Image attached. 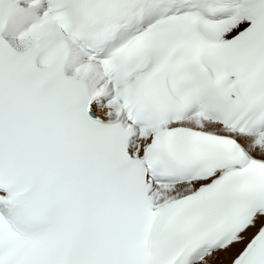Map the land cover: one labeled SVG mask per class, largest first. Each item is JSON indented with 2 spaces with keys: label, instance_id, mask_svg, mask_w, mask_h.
<instances>
[{
  "label": "snow or ice",
  "instance_id": "snow-or-ice-1",
  "mask_svg": "<svg viewBox=\"0 0 264 264\" xmlns=\"http://www.w3.org/2000/svg\"><path fill=\"white\" fill-rule=\"evenodd\" d=\"M0 264H264V0H0Z\"/></svg>",
  "mask_w": 264,
  "mask_h": 264
}]
</instances>
